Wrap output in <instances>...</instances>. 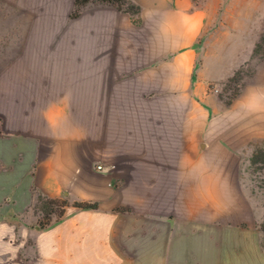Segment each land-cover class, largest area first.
Returning a JSON list of instances; mask_svg holds the SVG:
<instances>
[{"label":"crops","instance_id":"obj_1","mask_svg":"<svg viewBox=\"0 0 264 264\" xmlns=\"http://www.w3.org/2000/svg\"><path fill=\"white\" fill-rule=\"evenodd\" d=\"M133 1L139 25L112 8L71 27L67 13L47 21L16 13L13 64L0 73V228L18 226L36 185L98 202L68 208L59 222L61 264H264L263 211L240 177L255 134L238 104L220 122L197 123L202 93L189 79L197 38L219 24L217 0ZM22 27L37 43L23 55ZM70 59L90 62L94 76L106 67L136 76L107 86V78H68ZM38 66L50 68L45 78Z\"/></svg>","mask_w":264,"mask_h":264},{"label":"rangeland","instance_id":"obj_2","mask_svg":"<svg viewBox=\"0 0 264 264\" xmlns=\"http://www.w3.org/2000/svg\"><path fill=\"white\" fill-rule=\"evenodd\" d=\"M195 1L202 2L203 0ZM210 1L213 2V0ZM128 2L138 5L133 0H128ZM211 6L216 14V23L220 21L218 25L212 27L210 34L202 33L197 38L195 67L189 78L191 84H197V91L202 93L200 94L201 99L198 98L197 123L220 122L221 117L218 113L221 110L234 108L237 104L240 111L242 108L244 122L251 132L253 131L255 137L247 143L245 148L246 151L247 148L252 149V153L250 156L246 155L245 161L241 164L240 177L245 189L263 211V219L258 224L263 238L264 233L260 226L264 222V40L260 42V37L264 35V0H217ZM98 8L115 9L120 16H127L134 25L140 24L141 8L138 13L130 14L99 0L86 3L80 8L79 15L75 18L70 17L74 10L73 0H0V73L4 69L11 68L13 64L12 44L16 41H14L16 32L13 29V22L18 16L16 13H27L24 16L26 19L22 18V21H29V13L33 14L31 15L34 17L31 19L33 21L35 19L47 21L50 20V16H56L55 14L64 16L67 13L71 27L76 23V19ZM85 20L86 23L87 17ZM235 29L238 30L237 35ZM28 30V27L21 28L22 55L25 49H28L29 44L37 47L34 36L32 41L29 40ZM38 31L41 34L49 32L48 29ZM242 37L243 42H241ZM258 42L260 45L256 48ZM40 46L38 42V48ZM37 53L41 54L40 51ZM218 59L221 65L217 69L222 75L233 71L230 75L232 76L235 71H240L241 79L237 84L227 83L228 77L200 78L201 71L217 70L216 61ZM38 62L43 63L44 60L38 59ZM69 63L67 68H63L68 78H107L104 82L106 86L108 83L115 85L136 76L134 72L122 73L115 67L101 68V73H96L94 76L93 67L87 60L84 66H77L76 60L71 59ZM49 69L38 66L36 68L37 78H45L46 70ZM235 89H238V95L233 98L230 105H226L225 100L232 97ZM207 94L213 95L216 102L210 103L205 97ZM200 110L205 111L206 115L200 114ZM255 154L258 160L254 163L251 159ZM107 184L108 180L102 179V186H108ZM115 210H121V208ZM32 214L30 209L22 215L18 226L0 228V264H61L63 252L59 222L46 229H39L35 225Z\"/></svg>","mask_w":264,"mask_h":264},{"label":"trees","instance_id":"obj_3","mask_svg":"<svg viewBox=\"0 0 264 264\" xmlns=\"http://www.w3.org/2000/svg\"><path fill=\"white\" fill-rule=\"evenodd\" d=\"M95 1V0H73L74 10L71 12L70 17L75 18L79 15V10L86 3ZM101 2L110 3L118 9H123L124 11L135 14L140 11L138 5L129 3L128 0H99ZM128 4L126 7L125 5ZM264 40V35L260 37V42ZM260 42L256 44V48L260 45ZM241 79L240 71L237 70L233 73L232 76L228 77L227 83L237 84ZM238 89H235L232 97L228 100H225L226 105L232 103L233 98L238 95ZM2 132V118L0 116V133ZM257 154L253 155L251 161L256 162L258 159ZM261 158V157H260ZM32 193L34 195V202L31 205V210L36 217L35 225L39 229H46L52 224L60 222L64 217L67 216V208L71 207L74 210H87V209H97L98 202L94 201H84V200H75L70 202L64 196H51L43 189L33 185ZM261 230L264 233V222L261 223ZM262 248H264V237L261 240Z\"/></svg>","mask_w":264,"mask_h":264},{"label":"built area","instance_id":"obj_4","mask_svg":"<svg viewBox=\"0 0 264 264\" xmlns=\"http://www.w3.org/2000/svg\"><path fill=\"white\" fill-rule=\"evenodd\" d=\"M96 169H97V170H102V169H103V166L100 165V164H98V165L96 166Z\"/></svg>","mask_w":264,"mask_h":264}]
</instances>
